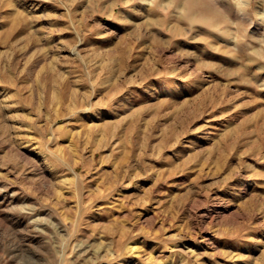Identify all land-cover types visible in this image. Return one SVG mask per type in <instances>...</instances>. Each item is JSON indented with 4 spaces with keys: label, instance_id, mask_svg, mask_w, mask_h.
Here are the masks:
<instances>
[{
    "label": "rangeland",
    "instance_id": "obj_1",
    "mask_svg": "<svg viewBox=\"0 0 264 264\" xmlns=\"http://www.w3.org/2000/svg\"><path fill=\"white\" fill-rule=\"evenodd\" d=\"M0 264H264V0H0Z\"/></svg>",
    "mask_w": 264,
    "mask_h": 264
}]
</instances>
